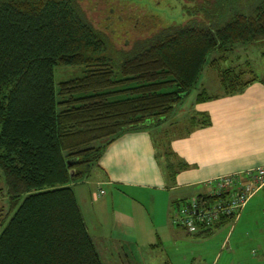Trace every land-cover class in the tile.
Here are the masks:
<instances>
[{
	"label": "trees",
	"instance_id": "trees-1",
	"mask_svg": "<svg viewBox=\"0 0 264 264\" xmlns=\"http://www.w3.org/2000/svg\"><path fill=\"white\" fill-rule=\"evenodd\" d=\"M87 1L0 0V178L11 212L0 264H104L74 182L114 137L166 119L207 63L264 39V0H184L188 18L168 24L138 9L132 22L134 10L123 4L110 27L99 16L110 0ZM213 51L219 55L209 60ZM56 64L84 70L56 85ZM244 72L220 70L225 93L256 78Z\"/></svg>",
	"mask_w": 264,
	"mask_h": 264
},
{
	"label": "crops",
	"instance_id": "crops-1",
	"mask_svg": "<svg viewBox=\"0 0 264 264\" xmlns=\"http://www.w3.org/2000/svg\"><path fill=\"white\" fill-rule=\"evenodd\" d=\"M207 65L217 66L221 86L219 72L229 66L245 70V77L252 70L256 78L232 93H225L223 86L217 94L202 89L198 93L209 96L198 100L196 93L188 115L120 133L104 146L91 171L98 186L95 193L84 197L87 215L76 195L104 264H193L195 260L201 264L199 251H180L175 256L163 248L166 240H152L160 231L169 235L186 231L170 220L173 203L208 192L212 188L209 181L218 175L236 172L244 176L247 170L264 166V78L246 60L239 66L221 67L218 60ZM200 114L210 122L199 123ZM103 185L111 188L109 196ZM259 191L264 199L263 184L229 222L239 224ZM144 246L160 247L161 254L139 255ZM221 256L216 252L212 257Z\"/></svg>",
	"mask_w": 264,
	"mask_h": 264
},
{
	"label": "rangeland",
	"instance_id": "rangeland-1",
	"mask_svg": "<svg viewBox=\"0 0 264 264\" xmlns=\"http://www.w3.org/2000/svg\"><path fill=\"white\" fill-rule=\"evenodd\" d=\"M80 1L82 4L88 3L87 0ZM108 3H106L107 5L102 4L103 6L101 9H106L103 12H99L100 17L111 19V22L107 24V26L116 23V12L118 9H120V11L128 9L124 8L122 6L123 4L130 5V7L133 8V17L129 18L132 22L135 19L137 9L148 14L147 16H156L163 24L183 22L188 18L185 7L186 2H184V0H110ZM110 4H113L114 6L112 10L109 8ZM108 8L110 11H107ZM139 14L141 16V12ZM93 16L96 18L95 20L97 22L99 20V18L96 17L97 14ZM123 21H121V23ZM121 23L118 22V24ZM130 25L131 21L129 23V26ZM119 30L123 31L125 29L121 28ZM218 55V52L213 51L208 56L209 60ZM245 60L249 61L254 71L264 78V39L249 43H237L232 50L227 52L226 58L218 59L221 67L229 65L239 66L243 64ZM207 64L191 90L176 104L174 111L168 116L170 119L174 120L178 117L185 116L186 114L188 115L192 109L196 93L202 89H205L203 93L207 94H217L221 92L222 86L216 77L217 66L209 67ZM83 70L84 65L82 64H56L53 67L54 83L57 85L61 80L81 75ZM97 186L96 174L92 173L75 181L73 184L76 195L80 199L86 215L89 208L88 202L84 197L90 193H95ZM103 187L107 189L106 196H109L111 188L108 185H103ZM250 202L252 203L244 212L239 224L236 223L233 225L231 222L227 221L221 225L212 227L209 231L206 230L200 233H188L187 231H182V233L180 232L178 235H169L165 231H160V238L154 237L152 240H154V242H157V240H166L162 245L163 248L169 253H174L175 256H177L180 251L190 249H194L195 252L199 251L202 255L201 264H264V262H258L260 258H264V199H262L261 192L259 191L254 195ZM9 213L11 214L7 186L4 177L1 176L0 230L3 223L9 217ZM167 240H172L173 242L178 241L179 245H172L171 242ZM193 240L201 241L197 243ZM222 242L223 246L221 247ZM141 249L142 250H138L139 255L161 254V249L157 246L152 248L144 246ZM216 252H219L222 256L220 259L214 260L212 256ZM226 254L227 257L225 258ZM187 262L188 261H186V263ZM196 263L197 260L193 262V264Z\"/></svg>",
	"mask_w": 264,
	"mask_h": 264
},
{
	"label": "built area",
	"instance_id": "built-area-1",
	"mask_svg": "<svg viewBox=\"0 0 264 264\" xmlns=\"http://www.w3.org/2000/svg\"><path fill=\"white\" fill-rule=\"evenodd\" d=\"M209 182L208 192L193 194L176 200L170 220L189 233L214 226L217 221L235 219L247 200L264 184V166L247 170L246 174H221ZM103 192V189H99Z\"/></svg>",
	"mask_w": 264,
	"mask_h": 264
},
{
	"label": "flooded vegetation",
	"instance_id": "flooded-vegetation-1",
	"mask_svg": "<svg viewBox=\"0 0 264 264\" xmlns=\"http://www.w3.org/2000/svg\"><path fill=\"white\" fill-rule=\"evenodd\" d=\"M117 16H118V19L120 20V19H122V14H117ZM133 17V16H132ZM135 21L137 22L138 21V19H139V14H136V16H135Z\"/></svg>",
	"mask_w": 264,
	"mask_h": 264
}]
</instances>
